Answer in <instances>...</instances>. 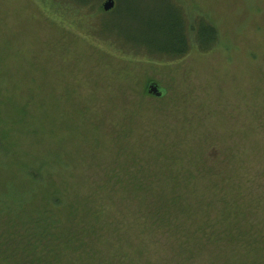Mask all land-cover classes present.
I'll return each mask as SVG.
<instances>
[{
  "label": "rangeland",
  "instance_id": "rangeland-1",
  "mask_svg": "<svg viewBox=\"0 0 264 264\" xmlns=\"http://www.w3.org/2000/svg\"><path fill=\"white\" fill-rule=\"evenodd\" d=\"M84 11L0 0V264H31L50 244L59 264H208L214 243L180 258V221L173 205L159 209L173 192L192 210L185 230L214 211L259 242L264 0ZM173 18L192 43L180 60L165 44ZM201 20L217 30L208 53L195 48ZM262 242L251 258L264 261Z\"/></svg>",
  "mask_w": 264,
  "mask_h": 264
},
{
  "label": "trees",
  "instance_id": "trees-1",
  "mask_svg": "<svg viewBox=\"0 0 264 264\" xmlns=\"http://www.w3.org/2000/svg\"><path fill=\"white\" fill-rule=\"evenodd\" d=\"M49 5H51L54 8H58L63 14L67 16H75L77 15L80 20L85 19L86 15L83 16V14H87L84 10L90 11H100L101 2L103 0H46ZM115 3H117V0H115ZM67 5L60 9V7H56L59 5ZM64 9V10H63ZM86 12V13H84ZM182 21H185V18ZM180 18V19H181ZM178 18H173V33L171 30V36L170 40H168V43L166 45V48L172 49L175 48L174 51L171 52V50L168 51H161V53L165 54L168 52H171L170 57L173 60H180L183 57H185L188 54V51H190L192 43L189 40V37L187 35L188 31L187 28H183V23ZM203 23V24H202ZM83 25H89L91 32L94 31V25L90 22L86 24L85 22L82 23ZM163 29H166L162 27V25L158 26L157 31L162 32ZM197 36L194 38L195 42V48L200 53H208L212 51L218 40L217 36V30L216 28L209 22L206 21V23L201 20V24L199 27L197 26ZM167 32V31H165ZM183 48V49H182ZM179 186V185H178ZM179 188V187H178ZM159 209L162 207L169 208L171 205H173L172 210H174L175 220L180 221V225L176 226V228L180 231V228L182 230L180 232L183 233L181 237L182 240L179 238L176 243L175 247L180 252L179 254L182 255L180 257L182 260L190 259L195 252L192 250L194 245H198L195 247L196 251H198V248H205L207 247V244L205 242H209V244L214 243L216 246V250H210V259L208 260V264H219L218 259L219 258H226L223 261V264H264V261L254 259L253 256L251 258V252H256L257 247L255 246V243H263L262 240H264V235H260L259 242H252L248 243L250 239H252L254 236L257 238V235L250 236V237H244V232L237 230L234 232V229L236 226V220L235 217H232V215L227 214H221V216H218L219 214H216V212L211 211V214L214 213L212 218H209V216L206 215L205 221H201V226H199V222L195 226L194 231H189L184 229L183 225V219L186 215L190 214L192 210L191 208L186 204V201L184 197L176 192H173L171 197L163 200V202L160 203ZM208 206V205H207ZM181 207V208H180ZM180 208V209H179ZM225 211L227 212V209H229L228 205L223 207ZM157 209V208H156ZM158 210V209H157ZM175 210H179V213L175 212ZM173 217V215H171ZM211 223V224H210ZM49 225V224H48ZM48 225L44 226L47 227ZM46 231V230H45ZM45 235V234H44ZM71 240V238H68ZM67 239V240H68ZM210 240V241H209ZM70 242V241H69ZM247 244H246V243ZM240 243V245H239ZM255 246V248L253 247ZM206 250H209V248H205ZM56 245L50 244L49 248L44 246L39 252L38 255L35 258V261L31 264H59L58 262V256L59 252L57 253ZM190 255H189V254Z\"/></svg>",
  "mask_w": 264,
  "mask_h": 264
},
{
  "label": "water",
  "instance_id": "water-1",
  "mask_svg": "<svg viewBox=\"0 0 264 264\" xmlns=\"http://www.w3.org/2000/svg\"><path fill=\"white\" fill-rule=\"evenodd\" d=\"M115 0H104L101 3V7L104 11H110L115 7ZM147 91L149 94H152L154 96L160 97L163 95V91L160 88V86L155 83V82H151L149 83L148 87H147Z\"/></svg>",
  "mask_w": 264,
  "mask_h": 264
}]
</instances>
